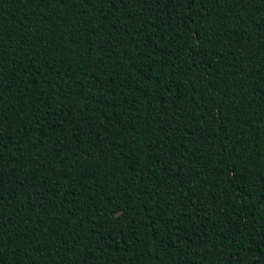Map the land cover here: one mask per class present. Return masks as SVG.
<instances>
[{
    "label": "trees",
    "instance_id": "1",
    "mask_svg": "<svg viewBox=\"0 0 264 264\" xmlns=\"http://www.w3.org/2000/svg\"><path fill=\"white\" fill-rule=\"evenodd\" d=\"M0 264H264V0H0Z\"/></svg>",
    "mask_w": 264,
    "mask_h": 264
}]
</instances>
